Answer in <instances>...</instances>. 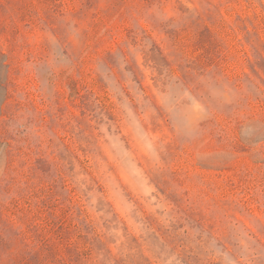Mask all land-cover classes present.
Returning <instances> with one entry per match:
<instances>
[{
    "label": "rangeland",
    "instance_id": "374dc122",
    "mask_svg": "<svg viewBox=\"0 0 264 264\" xmlns=\"http://www.w3.org/2000/svg\"><path fill=\"white\" fill-rule=\"evenodd\" d=\"M0 264H264V0H0Z\"/></svg>",
    "mask_w": 264,
    "mask_h": 264
}]
</instances>
